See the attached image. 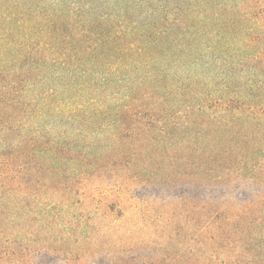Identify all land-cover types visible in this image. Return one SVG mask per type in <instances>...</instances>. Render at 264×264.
I'll list each match as a JSON object with an SVG mask.
<instances>
[{"label": "trees", "instance_id": "1", "mask_svg": "<svg viewBox=\"0 0 264 264\" xmlns=\"http://www.w3.org/2000/svg\"><path fill=\"white\" fill-rule=\"evenodd\" d=\"M0 264H264V0H0Z\"/></svg>", "mask_w": 264, "mask_h": 264}, {"label": "rangeland", "instance_id": "2", "mask_svg": "<svg viewBox=\"0 0 264 264\" xmlns=\"http://www.w3.org/2000/svg\"><path fill=\"white\" fill-rule=\"evenodd\" d=\"M150 230L152 231V229ZM166 234H169V233H163V238H164V235ZM188 236H190V233H176V236L174 237L175 240H173L172 242L168 241L167 245L171 247V245H174L171 243H182L183 244L186 241L185 237H188ZM157 240L160 241L161 238H158ZM174 241H178V242H174Z\"/></svg>", "mask_w": 264, "mask_h": 264}]
</instances>
